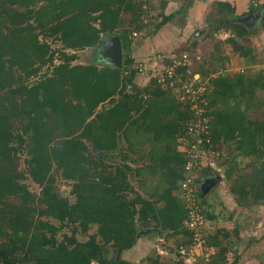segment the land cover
<instances>
[{
    "label": "trees",
    "instance_id": "obj_1",
    "mask_svg": "<svg viewBox=\"0 0 264 264\" xmlns=\"http://www.w3.org/2000/svg\"><path fill=\"white\" fill-rule=\"evenodd\" d=\"M257 10L264 12V0L242 13L218 1L206 23L210 33L233 29L227 41L247 57L253 49L238 43L247 27L237 20ZM158 13L154 32L178 12ZM262 20L264 27V13ZM143 27L140 0H0V264H131L109 252L110 246L116 253L133 248L137 225L148 233L184 234L182 244H193V231L183 225L188 209L180 185L187 158L179 149L193 115L178 87L195 74L205 84L199 101L208 118L204 147L220 165L231 159L227 143L236 156L257 161L232 190L240 204L264 203V118L250 116L261 108L257 90L264 89V71L214 76L215 68L198 66L195 45L184 44L177 51L188 52L190 64L178 67L172 78L152 74L142 91H131L129 85L143 73L132 56V33ZM116 33L124 49L121 68L72 63L78 50ZM170 54L163 55L166 63ZM23 154L27 172L19 167ZM203 162L198 183L218 175ZM58 172L71 185V195L58 188ZM226 175L231 178L232 169ZM26 178L41 187V196ZM148 179L156 183L148 186ZM198 189L208 224L215 217L206 201L209 192ZM93 224L97 231L80 240L78 234H88ZM65 227L71 234L60 240L57 234ZM206 242L220 249L211 263L223 264L228 247L218 234Z\"/></svg>",
    "mask_w": 264,
    "mask_h": 264
},
{
    "label": "rangeland",
    "instance_id": "obj_2",
    "mask_svg": "<svg viewBox=\"0 0 264 264\" xmlns=\"http://www.w3.org/2000/svg\"><path fill=\"white\" fill-rule=\"evenodd\" d=\"M163 1L164 0H154L153 7L155 8L157 5L161 6ZM243 1L244 4L249 3V0ZM251 1H254V4L256 5L263 0ZM249 6H247V8L245 7V11L248 10ZM183 10H186V8H180V11ZM123 16L128 18L130 15L124 13ZM173 21V23L180 24L178 18H174ZM262 22L263 20L256 23L250 22L247 27V34L242 37H237L239 44L246 45L253 49L252 53L247 57L242 56L240 51L235 49V45L227 41L228 37H231V35L234 36L235 31L233 29L228 30L224 28L215 31L214 33H210L209 26L206 22L202 27L204 32L198 34V37L194 35L198 30H193L194 34H191L189 38L182 40L179 44H175V46L171 48V51H176L177 53L175 54L180 55L183 52H178V48L182 47L184 44H194V53L199 56L198 66L203 64L204 69L215 68L216 71L212 73V75H235L239 72H244L247 75H256L261 71H264V27ZM196 25L199 27L198 24ZM198 29H200V27ZM147 32L148 33L133 38L142 41L146 37H152L155 33L154 31L149 33V30ZM172 33L177 39V31H173ZM107 35L109 34H103L102 38ZM163 38L165 44H167L169 40L170 42H173V37H171L172 40L170 37L167 38L166 35ZM50 41L54 47L61 46V43L59 42H54L51 39ZM99 43L95 46L78 50L76 52L78 57L72 63L96 64L99 67L110 65L103 59L99 49ZM68 51L70 53L73 52L72 50ZM169 54L170 52H165L162 55H157L156 60H153L152 62L151 60L147 61L151 54L149 56H147L148 54L140 55L136 61V65L139 64V67L143 66L145 69H143L142 74L140 73L136 77L135 86H139L141 89L148 86L151 82V75L157 73L156 71L159 68L160 63H164L163 55ZM192 60L193 59L191 58L190 61ZM129 90L134 92L138 91L130 88V85ZM257 94V101L261 104V108L250 111V116L253 118H264V89L257 90ZM147 147H149V144L146 142L142 152H145V150L148 149ZM233 147V144L227 143L224 145L225 152L227 154L229 153L231 157V159L227 160L224 164L221 161V165L218 163L219 158L217 159V155V157L207 155V158H203L202 160H214L216 163L214 170L220 177V180L217 183L210 186L211 188L206 198L207 204L210 206L209 208L212 210L215 217L211 220L209 219L207 225L205 224V226H207V232L203 235L202 241L198 242V244L189 243L185 245L182 244L185 239H187L184 234L168 236L167 233L161 235L150 232L148 233V231L146 232L145 230H142L141 225H137L138 232H140L138 233L137 242L134 247L116 253L115 248L110 246L109 256H117L118 258L120 256L123 259H127L131 264H215L211 263V260L213 259V255H215L220 249L210 246L206 242V239L210 234H218V239L221 243L228 247L226 260L223 264H264V203L255 206L240 204L237 194L232 190L234 183L238 180L237 177L250 172L257 161H253L249 157L236 156ZM179 149L184 151V147H181V145H179ZM96 155L98 156V153H96ZM25 157H27L26 154L21 156L22 161H20L19 167L27 172L28 165L25 161ZM135 164L136 163L133 165L135 166ZM142 164L144 163L141 162L140 165ZM229 169H232L231 178L226 175V170ZM131 182L135 187H138L136 177L132 176ZM149 182L150 184H148V186L156 183H152L151 179ZM25 183L28 184L31 191L41 196V187L31 178H26ZM201 183L202 182L198 183L199 186ZM57 186L64 195H71V185L61 177L59 172L57 174ZM145 190H147V188H145ZM72 198L73 197L71 196V200H73ZM36 204L38 205V203ZM35 216L36 218L42 217L43 219H49L53 223L59 225V221L52 217L40 216L38 214H35ZM185 219L186 218H184V220ZM184 220L183 225H185ZM96 231L97 225L93 224L88 234H78V237L80 240H86L91 233H95ZM65 232L71 234V228H63L58 232L57 237L60 240L63 239Z\"/></svg>",
    "mask_w": 264,
    "mask_h": 264
},
{
    "label": "built area",
    "instance_id": "obj_3",
    "mask_svg": "<svg viewBox=\"0 0 264 264\" xmlns=\"http://www.w3.org/2000/svg\"><path fill=\"white\" fill-rule=\"evenodd\" d=\"M154 0H140V6L142 10V21L144 27L140 30H134L132 33L133 37L143 35L145 33L152 32L154 22L160 19L158 11L153 7ZM170 60L166 63H160L157 73L155 75L168 76L172 78L177 75V69L180 66H186L191 63L192 58L188 52H183L180 55L175 53L170 54ZM199 58V56H197ZM143 66L141 70L143 71ZM179 81L182 79L179 77ZM181 98L183 100H190L192 119L186 125V135L182 138V147L186 154L187 161L184 166V179L180 185V196L188 209L186 219L184 220V226L193 231L194 244L202 241L207 220L204 214L200 211V204L197 199L200 186L195 180L198 177V166L204 162L203 158H207V155H212L213 151L207 149L203 145V134H207L208 131V118L204 115L205 108L200 104L204 101L203 96L205 91V84L201 81L198 74H195L193 78L184 80L181 87H178ZM200 101V102H199ZM207 141L209 139L207 138ZM215 168L216 163L214 160L205 161ZM202 164V165H203ZM201 190V189H200Z\"/></svg>",
    "mask_w": 264,
    "mask_h": 264
},
{
    "label": "crops",
    "instance_id": "obj_4",
    "mask_svg": "<svg viewBox=\"0 0 264 264\" xmlns=\"http://www.w3.org/2000/svg\"><path fill=\"white\" fill-rule=\"evenodd\" d=\"M218 1L228 2L232 7H235L238 13L244 12L247 6L251 5L253 2L249 0V3L244 4L243 0H164L161 3V6L155 5L157 10H159L163 15H170L175 12L178 13L173 14L172 18H170V20L160 30L155 32L152 37H146L142 41L134 38L132 56L135 58V61L138 60L140 55L142 56L148 54L147 56H149L151 54L149 58L146 59L147 61L151 60L152 62L153 60H156L157 55L170 52L171 48L174 47L175 44H179L182 40L189 38L191 34H194L193 30H198L194 34L196 36L205 24L208 12L211 11L213 5H215ZM182 7H185L186 10L180 11V8ZM174 18H178L180 20V24L173 23ZM196 24H198L200 29H198L199 27H197ZM173 31H177V39L173 36ZM165 35L167 38L170 37V39L173 37V42H170L169 40L167 44H165L163 38Z\"/></svg>",
    "mask_w": 264,
    "mask_h": 264
},
{
    "label": "water",
    "instance_id": "obj_5",
    "mask_svg": "<svg viewBox=\"0 0 264 264\" xmlns=\"http://www.w3.org/2000/svg\"><path fill=\"white\" fill-rule=\"evenodd\" d=\"M263 13H264L263 10H257L251 13H247L245 15L240 16L237 22H240L244 24L246 27H248V24L250 22L253 23L261 22ZM202 32H204V30L199 31L196 36H198V34H201ZM99 49L103 59L108 64L112 65L113 67H119V68L123 66L124 49H123L122 38L118 33L113 35H107L101 38V41L99 43ZM130 88H133L135 91L136 90L142 91V89L139 86L130 85ZM219 180H220L219 175L208 176L204 178L200 185V189L203 192V194L208 193L211 188L210 186H212V184L214 183H217Z\"/></svg>",
    "mask_w": 264,
    "mask_h": 264
},
{
    "label": "bare ground",
    "instance_id": "obj_6",
    "mask_svg": "<svg viewBox=\"0 0 264 264\" xmlns=\"http://www.w3.org/2000/svg\"><path fill=\"white\" fill-rule=\"evenodd\" d=\"M253 40V39H252ZM144 50V49H143ZM200 175V174H199ZM204 179V178H203Z\"/></svg>",
    "mask_w": 264,
    "mask_h": 264
},
{
    "label": "flooded vegetation",
    "instance_id": "obj_7",
    "mask_svg": "<svg viewBox=\"0 0 264 264\" xmlns=\"http://www.w3.org/2000/svg\"><path fill=\"white\" fill-rule=\"evenodd\" d=\"M182 261V260H181Z\"/></svg>",
    "mask_w": 264,
    "mask_h": 264
}]
</instances>
